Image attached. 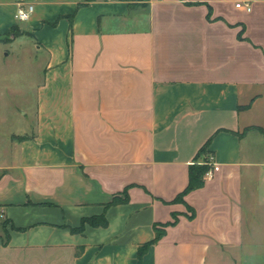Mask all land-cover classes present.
Instances as JSON below:
<instances>
[{"label":"crops","instance_id":"obj_1","mask_svg":"<svg viewBox=\"0 0 264 264\" xmlns=\"http://www.w3.org/2000/svg\"><path fill=\"white\" fill-rule=\"evenodd\" d=\"M7 36L45 62L0 134V264H264V0H0Z\"/></svg>","mask_w":264,"mask_h":264},{"label":"rangeland","instance_id":"obj_2","mask_svg":"<svg viewBox=\"0 0 264 264\" xmlns=\"http://www.w3.org/2000/svg\"><path fill=\"white\" fill-rule=\"evenodd\" d=\"M9 37L0 38V134L23 128L35 112L45 62V55L36 52L31 41Z\"/></svg>","mask_w":264,"mask_h":264},{"label":"trees","instance_id":"obj_3","mask_svg":"<svg viewBox=\"0 0 264 264\" xmlns=\"http://www.w3.org/2000/svg\"><path fill=\"white\" fill-rule=\"evenodd\" d=\"M124 1H133V0H124ZM130 5V3H129ZM14 31V28L12 29L11 32ZM13 139H18V140H22L24 139L23 136H17V137H13ZM210 144V139L208 141H206L202 146L201 148L199 149L197 155L195 156V162H193V164H191L189 166V170H188V184L187 186L185 187V189L179 193L177 195V197L173 200V202H182V197L187 194L188 192L194 190V189H197L199 187H201L204 183V175L205 173L208 171L209 167L204 164V163H199L198 159H204V156L207 154V148ZM127 200L126 197L122 200L118 199V198H113V203H118V202H121V201H125ZM83 221H87V220H83ZM90 222H92V220H89ZM168 224H172V223H166V224H161V225H154L153 229H154V232H155V237H154V241H157L159 240L162 235L164 234V227ZM142 248L141 247L139 249V254L141 253L142 251Z\"/></svg>","mask_w":264,"mask_h":264},{"label":"built area","instance_id":"obj_4","mask_svg":"<svg viewBox=\"0 0 264 264\" xmlns=\"http://www.w3.org/2000/svg\"><path fill=\"white\" fill-rule=\"evenodd\" d=\"M235 6L237 8H239V7H241V4L240 3H236ZM243 8L245 10H247V11L250 10L249 4L243 5ZM32 9H33L32 5H28L26 7L23 6V5H19L18 8H17L16 14H15L16 20L19 21V22L27 21L29 19V17H30ZM211 161H212V158L210 156L208 162L211 163ZM210 175H211V169H208V171L205 173L204 176L205 177H209Z\"/></svg>","mask_w":264,"mask_h":264}]
</instances>
